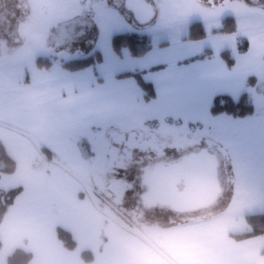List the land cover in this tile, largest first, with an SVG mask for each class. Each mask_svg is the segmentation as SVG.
Here are the masks:
<instances>
[{
	"label": "crops",
	"instance_id": "obj_1",
	"mask_svg": "<svg viewBox=\"0 0 264 264\" xmlns=\"http://www.w3.org/2000/svg\"><path fill=\"white\" fill-rule=\"evenodd\" d=\"M72 1H76L75 4L80 7L84 6L81 4L82 0ZM95 1L92 0V16ZM86 8L90 11V4ZM64 9L65 6L56 4L53 9L49 8L46 15H56L57 12L53 11L59 10L57 15L63 17ZM75 11L74 14L79 15V9L75 8ZM191 23L146 33L150 36L152 46L139 57L131 56L130 53L125 56L122 52L117 55L110 43L109 64H104L103 58L95 67L75 71L57 65L39 68L36 64L38 57L32 58L29 55L23 61H0V145H12L14 149L13 144H19L20 139L29 144L38 140L45 149L29 158L28 163L25 162L24 168L27 171L17 174L23 164H18L11 154L16 150L11 149L10 153V147H6L5 154L16 162L12 173L5 172V177H9L6 180L19 178L22 191L13 198L0 221V264H7V256L18 247L33 253L34 257L29 264H264V233L251 235L252 229L247 220L250 215L264 213V205L259 208H243L244 211L239 212L235 210L244 205L235 207L238 205L233 199L228 208L218 214L199 217L164 230L160 238L152 243L153 246L149 243L148 248L136 253H113L105 252L104 249L97 251L87 248L94 256L90 262L81 258L80 253L86 249L78 248L72 232L77 246L75 249H68L57 235V227L62 226L44 219V209L49 206V202L52 199L59 201L58 195L48 196L50 192L61 193L62 198H72L77 202L81 200L80 204L88 201L93 209H104L98 202L102 197L104 201V198L108 199L110 195L107 192L111 193L113 190H110L107 183L112 169L104 156L108 144L104 133L102 142H99L104 151L102 155L99 153L100 158L96 155V128L102 133L113 123L133 124L134 120H128V112L131 111L143 114L149 110L172 109L177 114H198L216 95H230L239 90L235 86L238 81L246 86L247 72L250 70L246 68L251 64L252 58L242 62L240 67L241 60L232 57L234 63L230 66L221 57V53L235 49L236 53L245 56L253 43H249L246 52H239L237 39H230L231 35L236 36L238 28L228 34H214L213 30L209 32L205 29V37L189 39ZM252 28L254 31L255 27ZM78 54H84L79 46L72 56L76 57ZM160 60L167 64L148 70L149 64ZM189 65L197 67L188 69ZM166 67L171 68V71L165 72ZM134 71L141 72L144 82L145 77L153 82V95L150 98H145V91L134 77H122L123 74ZM241 71L242 77H238ZM162 72L164 75H157ZM252 86L246 88L249 90L254 88ZM255 90V97H251L254 113L238 120L247 119L249 123H254L251 130L253 137L248 142L237 140L240 137L236 140L240 145V152L245 156H263L264 160V91H257V87ZM247 93L249 94L248 91ZM119 113L124 120L117 121L115 116H119ZM137 120L136 124L142 123L139 120L144 118L138 116ZM92 133L95 135L92 142L84 138L85 134ZM64 141L68 143H63ZM60 154H65L70 161L64 164L67 169L64 172L70 177H66L63 184L55 187L45 186L43 178L51 180V174L42 169L44 166L37 169L33 167V159L51 163L56 158L61 162ZM263 169L264 163L258 167V170ZM30 177L40 181V184L29 187L27 182L29 183ZM46 182L50 181L47 179ZM249 192L253 194H245L246 198L258 197L264 202V191L261 194L254 190ZM250 209L254 211L247 212Z\"/></svg>",
	"mask_w": 264,
	"mask_h": 264
},
{
	"label": "rangeland",
	"instance_id": "obj_2",
	"mask_svg": "<svg viewBox=\"0 0 264 264\" xmlns=\"http://www.w3.org/2000/svg\"><path fill=\"white\" fill-rule=\"evenodd\" d=\"M3 1H5L4 4L0 2V61L5 59L7 60L4 62L23 61L29 55L32 58H48L52 60L54 66H61L62 63L73 57V52L78 49V46L84 55L94 53L99 48L100 52L104 53V64H109L111 61L108 54L109 40L116 31L150 33L154 30L165 31L169 27L184 25L187 22L200 21L205 29L210 32L219 28L225 17L233 16L238 22V33L235 37L231 35L230 39H237V43L239 38L246 39L248 41L247 49L249 43L253 44L245 56L236 53L235 49L229 50V53L236 60H241L240 67L242 62H247L252 58L251 64L246 68V70L250 69L247 72V77L255 76L259 80L252 86L254 88L249 90L238 81L235 86L239 90L233 91L230 95L236 99L241 93L248 91L250 97L254 98L256 87L257 91H264V0H147L154 10L153 17L147 22H140L137 19L135 12L128 8L127 0H96L94 16H92L91 11L92 0H82L83 7L78 6L75 4L77 2L72 0H66L65 2L63 0H15L14 2L20 3L23 9L17 8L15 3L11 6L8 0ZM56 4L65 6L64 16L57 15L59 10L53 11L57 12L56 15H46L49 8L53 9ZM89 4L90 11L86 8ZM42 6L45 8H41ZM75 8L79 9V15L74 14L76 12ZM12 12L15 13L14 17L11 16ZM72 13L73 16H71ZM252 26L255 27L254 31H252ZM241 44L246 43L242 41ZM122 54L129 56L128 49H123ZM120 60H123V58L118 59V62ZM224 68L228 72L226 65H224ZM242 73V71L239 72L238 77H242ZM210 106H212V102L205 106L203 110H200L198 114H177V111L172 109L149 110L143 114L131 111L128 112V120H134L135 123L119 124V126L131 129L138 125L148 129L152 125L153 129L171 132L175 136H189L191 140L202 139V144L209 141L213 147L219 149L217 158L221 191L214 203L195 211L174 212L177 215L171 214L169 212L171 210L163 206L153 207L146 213L138 211L146 218L145 221L141 214L135 213L136 211L130 206V201L135 203L136 206L141 205L142 201L141 193L136 195V189L141 187L140 184H136L138 175L142 170V166L138 164L132 167L133 178L125 182L127 189L131 191L126 193L129 198L125 197L124 200L121 198L117 202L115 198L117 194L113 192V189L111 193L107 192L111 196H108L109 200L107 202L102 200L103 197L99 200L98 204L104 208L99 210V208L93 209L88 201L80 204L81 200L77 202L72 198H62L61 193L54 194L50 192L48 196L58 195L59 201L52 199L49 202V206L44 209V219L72 232L78 242L79 249L90 248L97 251L104 249L105 252L112 251L113 253H123L124 251L136 253L141 249L148 248L150 245L153 246L152 243L160 238V234L168 228H174L177 222L182 223L193 217L199 218L200 216L218 214L227 209L233 199L238 205L235 207L244 205L239 210H235L239 212L244 211L243 208H259L264 205V202H261L258 197L252 199L248 196L246 198L245 195L253 194L249 190L258 191L260 194L264 191V176H262L264 175V169L258 170V167L264 163L263 156L248 158L240 152V145L237 142V140L248 142L253 137L251 130L254 123H249L247 119L238 121L239 118H233L227 113L212 114ZM138 116H143L144 120H139L143 122L136 124ZM115 117H117V121L124 120L120 113L119 116ZM104 131L100 133L96 128V138L94 133L92 135L85 134L84 137L90 142L95 138L98 158L104 151L103 146L99 145V142H102ZM238 137L240 138L237 139ZM33 142L29 144L27 141L20 139L19 144H13L16 151H12V153V145L6 146L10 147L9 151L15 156L17 163L23 164L19 167L17 174L27 171L24 164L25 162L28 163L29 158L45 150L41 142H38V140ZM63 143L68 142L64 141ZM6 147L0 145L2 154L7 152ZM184 151L183 149L182 152ZM104 156L106 157V155ZM60 158L61 162L53 158L51 163L33 159V167L37 169L44 166L45 168L42 169L51 174V180L48 177L43 178L45 186L55 187L63 184L66 177H70L64 172L67 171L64 164L70 161L65 154H60ZM1 159L0 209L4 204V197L7 192L13 187L21 186L19 178L17 180L12 179V181L6 180L9 177H5L7 175L2 171L6 164ZM45 179L50 182H46ZM34 184L39 185L40 181L30 177L27 185L30 187ZM112 188H114V185H112ZM120 206L128 207L121 209ZM253 211V209H250L247 212ZM3 214H0V221L3 219ZM181 216L186 219L180 218ZM105 246L106 248H104ZM18 248L25 250L23 247Z\"/></svg>",
	"mask_w": 264,
	"mask_h": 264
},
{
	"label": "trees",
	"instance_id": "obj_3",
	"mask_svg": "<svg viewBox=\"0 0 264 264\" xmlns=\"http://www.w3.org/2000/svg\"><path fill=\"white\" fill-rule=\"evenodd\" d=\"M237 30L236 18L233 16L225 17L222 21L221 27L214 29L212 33H233ZM138 33V32H131ZM206 36V30L202 22L194 21L190 25L189 39H200ZM244 41L246 44L242 45L241 42ZM113 51L117 55H121L122 49L127 48L130 55L134 57H139L144 55L151 48L150 36L146 33H138L136 35H120L116 36L114 40H111ZM238 49L239 51L245 52L248 47V41L246 39H238ZM95 54L91 53L88 55H77L74 58L68 59L62 63L61 67L75 71L84 69L87 67H95L99 62H101L102 56L100 51H95ZM221 57L232 66L234 60L230 55L229 51H223ZM191 60V59H190ZM36 64L39 68H50L52 60L45 57H38L36 59ZM122 77H134L141 88L145 91V98L148 99L153 95V89L145 86V82L141 78L140 71L128 72L122 75ZM257 78L255 76H250L246 81V86H252L256 84ZM255 111L254 103L252 98L247 92H243L237 99L227 94H218L212 99V106H210V112L212 114L227 113L233 118H243L252 115ZM0 158L6 164L2 171L12 173L15 170L16 162L7 154H2V149L0 148ZM22 191V187L18 186L7 192L4 199V204L0 209V214L5 213L8 205L12 203V200ZM248 223L252 229L251 235L263 234L264 233V213L250 215L247 217ZM247 234V235H250ZM57 235L62 241L63 245L68 249H75L77 243L72 237L71 232L65 228L57 227ZM81 258L87 262L93 261L94 256L91 250L86 249L81 253ZM33 253L24 249H16L7 258V264H29L33 259Z\"/></svg>",
	"mask_w": 264,
	"mask_h": 264
},
{
	"label": "flooded vegetation",
	"instance_id": "obj_4",
	"mask_svg": "<svg viewBox=\"0 0 264 264\" xmlns=\"http://www.w3.org/2000/svg\"><path fill=\"white\" fill-rule=\"evenodd\" d=\"M8 2L11 6L15 3L14 0H8ZM15 4L17 8L23 9L20 3ZM11 16L14 17L15 13L12 12ZM104 136L108 140L105 155L108 159V165L112 169V177L108 178L109 182L107 183L111 188L110 190L114 189L117 191V196H115L117 202L121 198L124 200L125 197H128L126 193L131 192L127 189L125 182L133 178L132 167L138 164L142 166L141 173L138 175L136 183L137 185H141V187L136 189V195L141 193V205L136 206L135 203L130 201V206L136 211L135 213H140L138 211L146 213L149 212L151 208L158 206L155 204L149 207L144 201V196L148 188L143 184V180L144 177L146 178V175L150 173L154 165L159 163H170L177 160L179 156L181 158L184 154L198 152L203 148H214L207 142L202 144V139L198 141L196 139L191 140L189 136H175V134L171 132L153 129L152 125L148 127V129H145L143 126L123 129L118 124L113 123L105 128ZM183 149L185 150L184 152H182ZM112 185H114V188H112ZM180 186L181 185H179V188ZM120 207L121 209H126L128 206L126 208L124 206ZM172 211L173 210L169 212L174 215L183 213H174L176 211ZM140 214L146 221L142 213ZM146 215L148 216L149 214ZM180 218H183V216ZM183 219L186 218L184 217Z\"/></svg>",
	"mask_w": 264,
	"mask_h": 264
},
{
	"label": "water",
	"instance_id": "obj_5",
	"mask_svg": "<svg viewBox=\"0 0 264 264\" xmlns=\"http://www.w3.org/2000/svg\"><path fill=\"white\" fill-rule=\"evenodd\" d=\"M0 2L4 4L3 0ZM126 4L140 22H147L154 15L153 7L145 0H127ZM217 167L216 151L211 148L190 153L169 164H156L143 180L148 188L144 201L149 206L159 204L176 211L206 207L220 194Z\"/></svg>",
	"mask_w": 264,
	"mask_h": 264
},
{
	"label": "snow or ice",
	"instance_id": "obj_6",
	"mask_svg": "<svg viewBox=\"0 0 264 264\" xmlns=\"http://www.w3.org/2000/svg\"><path fill=\"white\" fill-rule=\"evenodd\" d=\"M136 34H138V33L116 31V32H114V33L112 34L109 43H111V40H114L116 36H120V35H136ZM158 42H159V41H157V43H158ZM73 43H75V41H73ZM96 51H100V49L97 48ZM93 54H95V53H93ZM101 56H102V59H103V58H104V53H103V52H101ZM161 64H167V62H166V61H163V60L156 61L155 64H149V66H148V70L150 71L153 67H157V66H159V65H161ZM196 67H197V65H189V66H188V69H194V68H196ZM181 70L183 71L184 69H181ZM167 71H171V68L166 67V68H165V72H167ZM157 75H158V76H160V75H164V73H163V72H162V73H157ZM143 79L145 80V86H146V87H148V88H153V87H154V84H153L152 81L148 80L146 77L143 78ZM157 94H158V93H157Z\"/></svg>",
	"mask_w": 264,
	"mask_h": 264
}]
</instances>
